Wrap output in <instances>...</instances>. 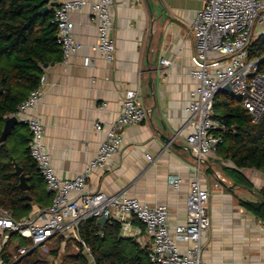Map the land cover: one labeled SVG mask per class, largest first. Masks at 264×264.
Listing matches in <instances>:
<instances>
[{"label": "crops", "instance_id": "crops-1", "mask_svg": "<svg viewBox=\"0 0 264 264\" xmlns=\"http://www.w3.org/2000/svg\"><path fill=\"white\" fill-rule=\"evenodd\" d=\"M86 1L89 6L72 14L74 38L82 49L67 62L45 69V93L31 112L45 126L44 143L58 176L73 180L96 158L105 135L96 131L95 125L110 127L122 111L125 92L137 89L150 118L123 130L124 141L111 167L90 175L88 191L108 196L125 193L148 206L164 205L169 210V224L175 227L186 223L191 183L199 176L210 192L207 210L211 227L203 241L206 263L264 264V222L240 203L260 201L224 174V166L234 167L231 162L217 155L201 163L187 149L186 136L192 131L187 108L199 84L193 72L200 65L193 26L208 0H112V34L117 48L113 62L94 50L97 31L91 4L97 0ZM86 58L92 59L89 67L84 65ZM162 59L172 65L162 66ZM18 119L16 126L30 135L20 116ZM199 163L201 171L197 173ZM241 172L252 185L245 187L263 196L264 172ZM171 175L181 177L178 189L169 184ZM38 209L34 206L25 218ZM135 224L142 230L135 240L150 248L145 228ZM72 238L77 239L64 238L63 246Z\"/></svg>", "mask_w": 264, "mask_h": 264}, {"label": "built area", "instance_id": "built-area-1", "mask_svg": "<svg viewBox=\"0 0 264 264\" xmlns=\"http://www.w3.org/2000/svg\"><path fill=\"white\" fill-rule=\"evenodd\" d=\"M89 5L86 0H62L54 11L53 23L58 28L57 43L62 49L63 61L67 62L82 49L74 38L72 14ZM91 8L92 22L97 31L94 50L113 62L117 49L112 34L113 2L97 0ZM193 34L200 62L193 76L199 84L187 108L192 131L187 134L186 143L202 163L217 154L218 147L230 130L215 109L216 98L220 93L227 92L226 87H230L231 94L241 99V106L250 114L253 123H258L264 115V73L261 71L264 56L258 59H251L250 56L253 42L264 37V0H208L195 19ZM217 57L221 60L214 59ZM91 63L90 58L84 60L86 67ZM161 65L168 67L172 62L162 59ZM46 85L44 74L39 86L19 105L14 116H20L31 133L30 155L47 190L53 195L52 205L38 209L32 216L21 220L0 207V264L18 263L34 251L49 256L59 237L67 239L74 236L78 239L82 222L102 217L107 218L108 223H121V236L124 238L140 237L142 230L135 222L140 223L151 242L148 248L151 264H207L203 258V241L211 227L207 210L210 192L201 185L199 176L191 183L186 223L175 227L169 224V210L164 205L152 207L125 193L108 196L90 193L87 189L92 173L111 167V161L124 141L123 130L150 118L151 112L142 105L139 91L130 89L125 92L122 111L110 127L95 125V130L105 135L96 158L76 178L63 180L53 167L44 143L45 126L41 119L31 114L42 101ZM146 158L152 160L149 154ZM196 171H201L200 163ZM168 182L178 189L182 179L179 175H171ZM15 235L29 245L6 252V245ZM6 253L12 256L11 262L3 258ZM84 254L91 264H95L87 248Z\"/></svg>", "mask_w": 264, "mask_h": 264}, {"label": "trees", "instance_id": "trees-1", "mask_svg": "<svg viewBox=\"0 0 264 264\" xmlns=\"http://www.w3.org/2000/svg\"><path fill=\"white\" fill-rule=\"evenodd\" d=\"M45 6V0H0V136L6 121L39 86L45 73L44 66L63 60L62 49L57 43L58 28L53 23L55 10L43 15L41 11ZM250 53L251 59L264 56V37L253 42ZM261 71L264 73V62ZM215 109H222L218 117L230 129L218 147L217 155L234 167L224 166L222 171L233 184L252 188L241 170L264 172V115L258 123H253L250 114L232 97L223 102L216 98ZM31 137V133L22 132L16 126L0 144V207L11 211L17 220L29 216L34 206L44 209L52 204L53 196L30 155ZM18 149L23 155L20 160L15 156ZM13 160L24 169L31 187L29 191L19 188L20 179L14 173ZM260 193L264 196V191ZM240 203L264 222L263 203L249 200H240ZM121 229V223L109 222L102 228L96 218L85 220L79 227L78 239L74 240L80 252L65 254L61 264H91L84 255L85 248L90 251L95 264H151L148 248L133 238L122 237ZM24 241L13 236L5 251L26 245ZM63 243L64 239L59 237L49 256L57 260L65 251ZM39 256L38 251H34L15 264H58ZM3 258L11 262L12 256L6 253Z\"/></svg>", "mask_w": 264, "mask_h": 264}, {"label": "water", "instance_id": "water-1", "mask_svg": "<svg viewBox=\"0 0 264 264\" xmlns=\"http://www.w3.org/2000/svg\"><path fill=\"white\" fill-rule=\"evenodd\" d=\"M45 3L47 4V6H45L41 13L43 15L47 14L50 12L51 8H57L59 6V3H52L50 2V0H45ZM54 64H51V66H53ZM50 65H45L44 68L47 69ZM225 91L231 93V88L230 87H226ZM19 123V119L17 116H12L10 117L4 126L3 132L0 136V144H2L3 142L6 141V139L9 137V135L11 134L12 130L15 128V126ZM187 149L190 151V147H187ZM12 165L14 167V173L16 176L19 177L20 179V184H19V188L22 191H29L30 190V185L28 184L27 181V177L24 173V169L15 161H12ZM240 187L246 189L247 191H249L252 195H254V197H256L261 203L264 204V197L261 196L260 194L256 193L255 191L245 187V186H241ZM97 222L99 225L102 226V228H104L107 224H108V219L105 217L99 218L97 219Z\"/></svg>", "mask_w": 264, "mask_h": 264}, {"label": "rangeland", "instance_id": "rangeland-1", "mask_svg": "<svg viewBox=\"0 0 264 264\" xmlns=\"http://www.w3.org/2000/svg\"><path fill=\"white\" fill-rule=\"evenodd\" d=\"M230 97H232V98H234L240 105H241V99L239 98V97H237V96H234V95H232L231 93H227V92H222V93H220L219 95H218V97H217V101L218 102H223V101H226V100H230ZM216 113H217V115H221L222 114V109H217L216 110ZM21 149H18L16 152H17V154L15 155L17 158H18V160H20V157H22L23 155H22V153H21ZM217 156V154H215V155H213L212 156V158L213 157H216ZM211 160V158L209 159V161ZM74 240L75 239H73L72 238V240H70L69 242H68V247H65V251H63L59 256H58V258H57V260L53 257V256H45V255H40L39 257H41L42 259H47V260H49L51 263H53V261H56L58 264H61V263H63V261H64V258H65V254H70V255H73V254H77V253H79L78 252V249L75 247L76 246V244H75V242H74ZM24 244H28V242L27 241H24ZM140 245L142 246V243H140ZM54 247V246H53ZM143 247V246H142ZM54 249H55V247H54ZM80 251V250H79Z\"/></svg>", "mask_w": 264, "mask_h": 264}]
</instances>
